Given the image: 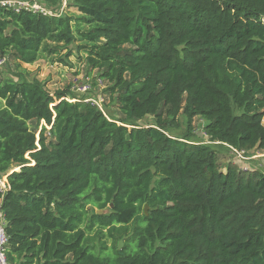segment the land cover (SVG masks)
I'll list each match as a JSON object with an SVG mask.
<instances>
[{
    "label": "trees",
    "instance_id": "obj_1",
    "mask_svg": "<svg viewBox=\"0 0 264 264\" xmlns=\"http://www.w3.org/2000/svg\"><path fill=\"white\" fill-rule=\"evenodd\" d=\"M69 6L78 17L0 8L9 263L264 264V173L189 139L199 118L210 143L264 153V0ZM73 54L105 88L102 110L22 67Z\"/></svg>",
    "mask_w": 264,
    "mask_h": 264
},
{
    "label": "rangeland",
    "instance_id": "obj_2",
    "mask_svg": "<svg viewBox=\"0 0 264 264\" xmlns=\"http://www.w3.org/2000/svg\"><path fill=\"white\" fill-rule=\"evenodd\" d=\"M21 3H25L26 0H16ZM72 0H61L58 6H56V11L53 8V11H47L50 15H62V16H75L78 17L79 14L73 9L70 8L69 3ZM83 42L77 41L74 46H71L70 49L75 53L74 47L75 45H82ZM81 55V54H80ZM53 62L51 60H41L33 65H22V67L26 68L32 73V76L38 79L39 81H43L46 84V88L53 93L58 89H64L65 87H71V83L75 78H78L80 81L85 82L86 80L91 84V90L85 93H75L72 92L76 99H84V100H92L98 103L102 108V99L101 95H104L105 88H98L96 86V77L97 74L95 71L88 70L82 62L76 59V55L73 54L69 57L68 62L69 66H63L58 62ZM8 68V64L0 67V73L4 76H7L6 71ZM107 103V102H106ZM105 111V110H104ZM165 118H167L165 116ZM150 117H146L142 121L138 123L140 126H146L150 121ZM168 122H170L171 126L168 127V133L173 136H181L186 132L187 125L185 124L184 119L181 116H177L175 118H167ZM205 121L196 118L191 123V132L190 141L195 144H204L213 149H215L220 155V162L222 165L233 164L236 165L239 169L254 171L259 170L264 173V153L257 151H248L245 152L244 155L235 151L230 152L228 148L225 146H217L215 143H210L207 137L203 134V126ZM262 124L264 125V117L262 118ZM15 168V167H12ZM148 211V209H147ZM129 227V226H128ZM123 245V242L120 241ZM106 246L110 249L112 246L111 241H107ZM122 248V246H121Z\"/></svg>",
    "mask_w": 264,
    "mask_h": 264
},
{
    "label": "built area",
    "instance_id": "obj_3",
    "mask_svg": "<svg viewBox=\"0 0 264 264\" xmlns=\"http://www.w3.org/2000/svg\"><path fill=\"white\" fill-rule=\"evenodd\" d=\"M0 8L4 9H10L15 12H20L22 10L29 11L32 13H40L42 15H47V16H56V15H50L45 7L40 5L39 3H21L16 0H0ZM47 10V11H46ZM5 60L0 58V67L4 65ZM96 86L100 88L101 81L96 79ZM91 84L86 80L85 82L80 81L78 78H75L74 81L71 83V91L75 93H85L89 92L91 90ZM68 102H74L75 100H70L66 99ZM87 102H90L94 105H96L99 109L102 110L101 106L98 105V103L92 101V100H87ZM237 153V152H235ZM242 154V152H240ZM19 168H11L9 170V173H12L13 171H18ZM7 174L0 176V194L4 195L7 190H8V185L6 181ZM7 244V236L5 233V223H4V217H3V212L0 209V264H11L7 260V256L5 253V246Z\"/></svg>",
    "mask_w": 264,
    "mask_h": 264
},
{
    "label": "water",
    "instance_id": "obj_4",
    "mask_svg": "<svg viewBox=\"0 0 264 264\" xmlns=\"http://www.w3.org/2000/svg\"><path fill=\"white\" fill-rule=\"evenodd\" d=\"M97 213H98V214H103L104 212L101 211V212H97ZM144 213L147 214V206H146V205L144 206ZM121 246H122V243L119 242V243H118V249H120Z\"/></svg>",
    "mask_w": 264,
    "mask_h": 264
}]
</instances>
